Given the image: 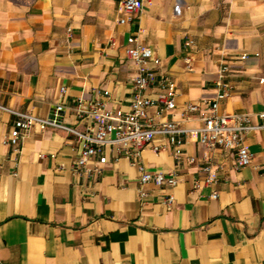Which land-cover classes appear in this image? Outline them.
I'll return each instance as SVG.
<instances>
[{
    "label": "crops",
    "instance_id": "crops-1",
    "mask_svg": "<svg viewBox=\"0 0 264 264\" xmlns=\"http://www.w3.org/2000/svg\"><path fill=\"white\" fill-rule=\"evenodd\" d=\"M118 1L0 0V105L46 118L61 103L63 121L81 130L67 108L78 99L127 111L138 69L125 50L136 37L159 59L146 70L175 83L174 107L147 114L193 131L179 146L155 139L162 148H145L136 163L106 146L100 172L77 174L73 135L34 125L14 150V116L0 109V264H264V129L245 135L252 157L237 167L234 150L200 143L195 114L182 120L186 103L215 97L225 63L232 90L217 112L260 122L264 0H142L124 24ZM95 165L90 158L85 166ZM140 165L177 182L141 183Z\"/></svg>",
    "mask_w": 264,
    "mask_h": 264
},
{
    "label": "built area",
    "instance_id": "built-area-1",
    "mask_svg": "<svg viewBox=\"0 0 264 264\" xmlns=\"http://www.w3.org/2000/svg\"><path fill=\"white\" fill-rule=\"evenodd\" d=\"M119 8L124 17L118 22L124 24L137 14L142 8V0H119ZM130 46L125 50L129 59L137 66V75L133 78V94L127 111L110 110L105 107L102 99L92 102L76 100L67 108L78 122L84 124V128L78 129L75 125H68L62 119L65 106L61 103L54 105L50 115L46 118L37 117L31 113L16 111L0 105V109L8 111L14 116L15 130L8 142L14 150H17L22 139L29 129L36 125L40 130L47 128L58 129L73 135L79 143L78 157L74 163V171L77 174L91 175L93 172H100L101 165L106 162L104 148L106 146L115 147L119 155L128 159L131 163H136L145 148H150L157 152L161 145L155 144V139L161 137L167 139L172 145L179 146L192 129L185 128L182 121L164 120L154 122L147 114L150 107L156 109V114L170 111L174 107L175 83L172 77L164 72L147 71L146 63L152 60L155 65H159L150 47L136 43V37L128 38ZM187 45L192 44L189 40ZM241 55L240 58H245ZM189 62V59H186ZM187 68L190 64L187 63ZM229 67L222 63L219 67L218 90L211 100L190 101L185 104L182 112V120L188 119L195 114L200 121V125L194 129L200 135V143L208 148L220 147L224 151L234 150L236 155V166L243 167L250 164L252 154L244 145L245 135L256 129H264V112L258 113L260 122L252 124L248 113L219 114L217 112L220 100L227 98L232 90L231 84L225 80ZM261 81V80H260ZM149 87H157L162 90L156 98L152 99L145 95ZM65 88L60 89L63 94ZM104 92V96H107ZM179 150L174 151V158L179 159ZM95 158L97 165L93 169L86 168V161ZM188 163H194V157H187ZM141 183L154 182L157 185L168 184L174 186L177 179L173 173H161L146 171L139 166ZM206 172V182L211 184L214 177L211 166L204 163ZM211 198L217 197V191H212ZM173 196L170 195L165 200L170 206Z\"/></svg>",
    "mask_w": 264,
    "mask_h": 264
}]
</instances>
